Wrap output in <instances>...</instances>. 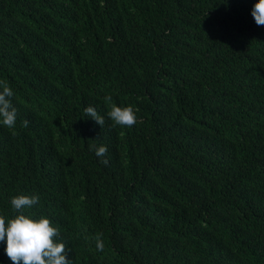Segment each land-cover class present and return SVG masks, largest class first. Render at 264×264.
Wrapping results in <instances>:
<instances>
[{"label":"trees","instance_id":"16d2710c","mask_svg":"<svg viewBox=\"0 0 264 264\" xmlns=\"http://www.w3.org/2000/svg\"><path fill=\"white\" fill-rule=\"evenodd\" d=\"M254 2L0 0V81L17 108L0 125V215L38 194L23 212L50 218L70 264H264ZM113 104L137 122L114 125Z\"/></svg>","mask_w":264,"mask_h":264},{"label":"clouds","instance_id":"9594fccd","mask_svg":"<svg viewBox=\"0 0 264 264\" xmlns=\"http://www.w3.org/2000/svg\"><path fill=\"white\" fill-rule=\"evenodd\" d=\"M251 15L257 25H264V0H255ZM14 96L13 88L0 81V125L9 129L16 125L17 108L13 103ZM83 111L87 118H92L101 126L104 124V116L99 114L94 106H86ZM107 115L114 125L131 127L137 122L135 110L131 105L113 104ZM21 124L27 127L29 121L25 119ZM88 150L100 158L103 164H108L105 156L108 151L107 145L89 144ZM39 199L38 194H18L10 198V205L17 214L11 217L0 215V242L5 243L4 251L13 264H70L66 244L55 239L60 230L54 226L50 218L47 216L34 218L23 212V209L36 205ZM101 236L102 234L96 237L98 251L104 248Z\"/></svg>","mask_w":264,"mask_h":264}]
</instances>
